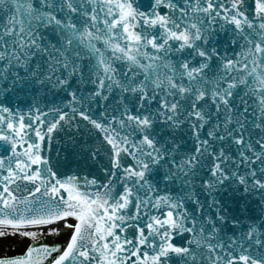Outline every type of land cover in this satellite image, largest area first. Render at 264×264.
<instances>
[{
  "label": "bare ground",
  "instance_id": "6f19581e",
  "mask_svg": "<svg viewBox=\"0 0 264 264\" xmlns=\"http://www.w3.org/2000/svg\"><path fill=\"white\" fill-rule=\"evenodd\" d=\"M63 230L64 229V225H60V226H54V227H46L37 231H28V234H34V233H42L45 234L47 236H51V233L56 231V230Z\"/></svg>",
  "mask_w": 264,
  "mask_h": 264
}]
</instances>
